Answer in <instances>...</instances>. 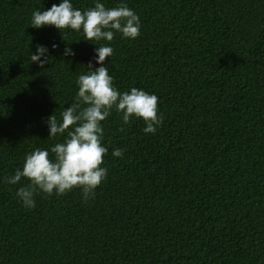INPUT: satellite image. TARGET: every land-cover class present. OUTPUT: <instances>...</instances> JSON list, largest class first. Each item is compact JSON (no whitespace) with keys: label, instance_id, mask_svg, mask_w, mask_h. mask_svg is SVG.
Returning a JSON list of instances; mask_svg holds the SVG:
<instances>
[{"label":"trees","instance_id":"16d2710c","mask_svg":"<svg viewBox=\"0 0 264 264\" xmlns=\"http://www.w3.org/2000/svg\"><path fill=\"white\" fill-rule=\"evenodd\" d=\"M124 2L140 35L117 34L104 63L120 91L158 96L162 123L145 134L142 120L112 111L94 194L37 193L27 209L15 192L28 181L5 177L63 140L45 121L74 102L95 45L30 26L59 0H0V264H264V0ZM37 45L49 48L43 67L30 61Z\"/></svg>","mask_w":264,"mask_h":264},{"label":"clouds","instance_id":"9594fccd","mask_svg":"<svg viewBox=\"0 0 264 264\" xmlns=\"http://www.w3.org/2000/svg\"><path fill=\"white\" fill-rule=\"evenodd\" d=\"M30 26L40 28L52 26L62 35L65 30L82 33L85 41L95 45L93 61L86 66L88 71L76 78L77 91L74 102L60 113L46 119L48 138L64 135L63 140L50 149L35 148L24 156L22 167L5 177L10 185L18 184L22 178L27 186L17 188L15 195L27 209L36 206L35 195H63L74 188L81 190V199L87 200L105 180L108 169L103 157L108 147L104 140V122L115 111L123 124L132 119L144 123L145 134H155L163 117L158 114V96L137 87L120 91L113 83L105 58L113 55L111 41L119 34L122 39L135 40L140 35L139 16L120 0L114 7H107L105 0H92V6L80 9L72 0H59L47 10L32 12ZM56 44L51 45L55 50ZM63 56H74L66 46ZM50 60L49 48L37 45L30 52V61L43 67ZM49 152L54 154L50 158ZM113 157H122L123 149L114 148Z\"/></svg>","mask_w":264,"mask_h":264}]
</instances>
